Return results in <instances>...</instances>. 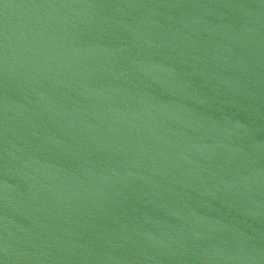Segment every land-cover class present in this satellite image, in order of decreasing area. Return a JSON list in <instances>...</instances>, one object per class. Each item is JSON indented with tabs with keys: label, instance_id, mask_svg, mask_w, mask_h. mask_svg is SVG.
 I'll return each mask as SVG.
<instances>
[{
	"label": "water",
	"instance_id": "95a60500",
	"mask_svg": "<svg viewBox=\"0 0 264 264\" xmlns=\"http://www.w3.org/2000/svg\"><path fill=\"white\" fill-rule=\"evenodd\" d=\"M0 264H264V0H0Z\"/></svg>",
	"mask_w": 264,
	"mask_h": 264
}]
</instances>
